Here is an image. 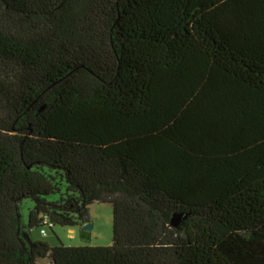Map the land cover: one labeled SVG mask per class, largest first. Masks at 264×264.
<instances>
[{"label": "trees", "instance_id": "obj_1", "mask_svg": "<svg viewBox=\"0 0 264 264\" xmlns=\"http://www.w3.org/2000/svg\"><path fill=\"white\" fill-rule=\"evenodd\" d=\"M93 203L110 246L23 238ZM38 259L264 264V0H0V264Z\"/></svg>", "mask_w": 264, "mask_h": 264}, {"label": "rangeland", "instance_id": "obj_2", "mask_svg": "<svg viewBox=\"0 0 264 264\" xmlns=\"http://www.w3.org/2000/svg\"><path fill=\"white\" fill-rule=\"evenodd\" d=\"M32 209V202L24 200L20 206L22 230L27 231V213ZM89 230L82 227H61L58 225L34 228L27 234L31 242H43L54 247L64 246H110L112 243V207L110 204L93 203L89 206ZM45 232V236L40 234ZM36 264H49L47 259H38Z\"/></svg>", "mask_w": 264, "mask_h": 264}, {"label": "water", "instance_id": "obj_3", "mask_svg": "<svg viewBox=\"0 0 264 264\" xmlns=\"http://www.w3.org/2000/svg\"><path fill=\"white\" fill-rule=\"evenodd\" d=\"M179 219H180L179 215H173V217L171 218V225L176 227L178 225V223H179ZM91 227H92L91 224H85V225L82 226V230H89ZM23 238L27 241L28 245H30V246L33 245V242H31L28 239L26 233H23Z\"/></svg>", "mask_w": 264, "mask_h": 264}, {"label": "built area", "instance_id": "obj_4", "mask_svg": "<svg viewBox=\"0 0 264 264\" xmlns=\"http://www.w3.org/2000/svg\"><path fill=\"white\" fill-rule=\"evenodd\" d=\"M40 234H41L42 236H45V232H44L43 230H40Z\"/></svg>", "mask_w": 264, "mask_h": 264}]
</instances>
